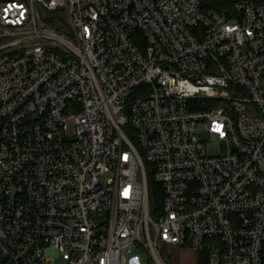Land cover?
<instances>
[{"label": "built area", "instance_id": "2783aa9c", "mask_svg": "<svg viewBox=\"0 0 264 264\" xmlns=\"http://www.w3.org/2000/svg\"><path fill=\"white\" fill-rule=\"evenodd\" d=\"M135 249L264 264V0H0V261Z\"/></svg>", "mask_w": 264, "mask_h": 264}, {"label": "rangeland", "instance_id": "374dc122", "mask_svg": "<svg viewBox=\"0 0 264 264\" xmlns=\"http://www.w3.org/2000/svg\"><path fill=\"white\" fill-rule=\"evenodd\" d=\"M205 141L208 144V152L211 155L226 154L229 152V147L226 141L219 142L212 137H205ZM112 176V173H108L103 175L100 180L104 184L107 183ZM161 257L165 264H167V261L170 262V264H197L199 260V255H197V253L181 249H168L165 253L162 251ZM129 258L131 260L130 264H138L133 258H137L139 264H157L152 257H149L148 259V256H146L143 251L137 249L134 250ZM61 262H63V259L58 257L54 262H49V264H57Z\"/></svg>", "mask_w": 264, "mask_h": 264}, {"label": "trees", "instance_id": "16d2710c", "mask_svg": "<svg viewBox=\"0 0 264 264\" xmlns=\"http://www.w3.org/2000/svg\"><path fill=\"white\" fill-rule=\"evenodd\" d=\"M239 1L240 0H204V6L206 9H212L219 13L225 14L227 17H232L234 15L235 5ZM255 1L260 2L263 0H255ZM149 181H150V189H151V208L154 211L156 207H159L161 205L162 191H161V185L157 183L152 176L149 177ZM165 252L166 251H164V253ZM197 255H199V260L197 264H208L207 252L201 251L198 252ZM0 264H2L1 261ZM167 264H170V262L167 261Z\"/></svg>", "mask_w": 264, "mask_h": 264}]
</instances>
